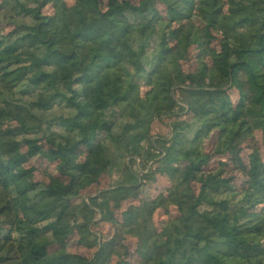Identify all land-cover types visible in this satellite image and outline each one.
<instances>
[{
  "label": "trees",
  "instance_id": "1",
  "mask_svg": "<svg viewBox=\"0 0 264 264\" xmlns=\"http://www.w3.org/2000/svg\"><path fill=\"white\" fill-rule=\"evenodd\" d=\"M68 1L0 4L12 25L0 33V264H110L127 256L123 237L136 239L140 264H264V157L248 155L240 188L205 169L238 160L255 132L264 146V0ZM213 42L212 63L183 70L190 48ZM161 118L171 134L154 139ZM33 158L54 165L47 183L27 179ZM157 176L166 196L141 197ZM166 206L177 215L158 231ZM97 217L111 237L91 230ZM75 235L91 257L67 252Z\"/></svg>",
  "mask_w": 264,
  "mask_h": 264
},
{
  "label": "rangeland",
  "instance_id": "2",
  "mask_svg": "<svg viewBox=\"0 0 264 264\" xmlns=\"http://www.w3.org/2000/svg\"><path fill=\"white\" fill-rule=\"evenodd\" d=\"M4 0H0V4ZM133 3H137L138 0H131ZM69 5L73 4V0L68 1ZM160 11L163 14V8L159 6ZM45 14H51V9L46 8L43 11ZM4 13L0 12V33L1 34H7L10 31V28L12 27L10 22H7L1 18V16ZM10 23V25H9ZM173 39L170 41V46H173ZM218 51V43L213 42L212 44H209L205 49L200 48L199 46H193L190 48L189 51V58L187 61L182 63V68L186 72H190L194 70L198 66V59H203L204 61L208 63H212L214 61V54ZM147 90L146 87H141V94H144V92ZM229 97L231 101L234 104H237L238 96L237 92L234 90L229 91ZM60 114V110L57 109L56 115ZM172 123V119L168 118H161L160 120L154 121V123L151 126V136L155 139L156 137L160 138H167L171 134V127L170 124ZM11 129L12 131L16 130V125L11 124L8 126H4L1 128V130L4 129ZM102 138V137H101ZM215 137L210 136L207 140H205L203 148L207 152H211L213 150V146L215 143ZM241 149L240 155L238 160L235 162L229 161L228 157H218L214 158L211 163L205 168L206 170H213L216 168H222L226 175L232 176L235 179L234 185L236 188H240L242 183L245 181L244 177V170L246 168L248 155L252 152L254 149H259L260 154L262 158L264 157V146L261 142V134L259 132H255L252 137L245 139L239 146ZM25 150L20 149V152H24ZM86 152H80L79 155H77L78 160H83ZM26 169V177L31 182H38V183H47L48 178L50 175H55L54 172V165L47 163L42 158H33L29 160L25 164ZM118 174L113 173L112 176H103L99 179V183L96 185H93L83 192L80 193V196L78 198H73V203H79L81 199L87 201L89 198H94V196L102 189H105L108 187L111 183V181L118 177ZM111 178V179H110ZM143 183V182H142ZM141 190V197L145 198H156L160 200L167 194V190L170 187V183L164 179V177L157 176L155 181H150L144 183ZM129 203H123L121 209L117 212L115 211L114 218L118 216V214L127 208ZM262 206L258 207L257 211H261ZM264 211V210H263ZM177 215L175 208L173 207H163L158 209L154 216H153V223L158 231H161L165 229L167 223L173 219ZM91 230L100 237L106 239L112 236L114 233V229L112 226V223L109 222H103L100 221V218L97 217L95 220V225L91 226ZM77 236H72L70 240L67 242L66 250L68 253L72 254H79L83 255L85 257H91L92 252L82 246H79L76 242ZM122 245H124L127 249V256H124L121 258L116 253H113L111 256L110 264H121V262H127L128 264H140L141 263V257L135 252L136 250V239L130 238V237H123L122 239ZM262 245L264 246V239L262 240ZM56 248V247H54ZM119 251L123 252V250L119 249Z\"/></svg>",
  "mask_w": 264,
  "mask_h": 264
}]
</instances>
